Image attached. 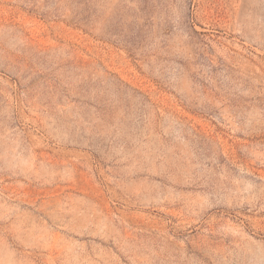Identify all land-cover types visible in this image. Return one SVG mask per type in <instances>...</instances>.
<instances>
[{
    "label": "rangeland",
    "instance_id": "obj_1",
    "mask_svg": "<svg viewBox=\"0 0 264 264\" xmlns=\"http://www.w3.org/2000/svg\"><path fill=\"white\" fill-rule=\"evenodd\" d=\"M0 264H264V0H0Z\"/></svg>",
    "mask_w": 264,
    "mask_h": 264
}]
</instances>
